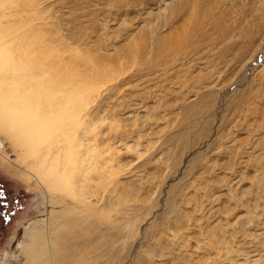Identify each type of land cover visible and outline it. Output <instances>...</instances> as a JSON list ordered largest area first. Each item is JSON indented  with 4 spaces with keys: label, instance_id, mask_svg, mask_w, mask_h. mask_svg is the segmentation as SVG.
<instances>
[{
    "label": "rangeland",
    "instance_id": "374dc122",
    "mask_svg": "<svg viewBox=\"0 0 264 264\" xmlns=\"http://www.w3.org/2000/svg\"><path fill=\"white\" fill-rule=\"evenodd\" d=\"M0 48L96 154L0 123V264H264V0H0Z\"/></svg>",
    "mask_w": 264,
    "mask_h": 264
},
{
    "label": "bare ground",
    "instance_id": "6f19581e",
    "mask_svg": "<svg viewBox=\"0 0 264 264\" xmlns=\"http://www.w3.org/2000/svg\"><path fill=\"white\" fill-rule=\"evenodd\" d=\"M2 55L3 54L0 52V56H2ZM0 68H1V66H0ZM1 69H3V68H1ZM13 70H12V72H13ZM15 72H16V70H15ZM2 81H4V80H2ZM9 85H11V84H9ZM12 86H13V84H12ZM13 89H15V88H13ZM10 90H12V89H10ZM29 91H31V90L29 89ZM0 92L2 93L3 91H0ZM10 92L8 91V93L7 92L6 93L9 94ZM1 93H0V121L1 120H4V121H1L0 123L3 122L2 125L5 124V121H6V123L8 121L7 124L11 123V127L12 128H16L17 131H19V133H21V134H19V135H22V137L20 136L21 137L20 139H23V137H24V140H26L29 143H32V141L35 142V143L36 142L38 143L39 139H41V138L44 139V138L50 137V135L53 134V133H51V130L54 131V135L51 136V138H53L55 136V134L58 133L57 137L54 140H50L49 144H50L51 147L47 146L45 148L47 154L48 155H50V154L52 155L51 156V160H50L51 164H50V166H47L46 168H44L43 171L40 173V177H41V174L43 176L42 177L43 179L41 178L42 181L45 180V182L47 183L48 187L52 188L55 185H63L64 184V181L66 179L65 166H62L61 168L58 167V165H59L58 161H59L60 157L62 158L61 154L64 151V149H66V151L63 152V153H67V154L65 156H63V158L69 160V162L72 164V168H75L77 170V172L81 171L80 173H82V171L83 172L85 171V169H83V164H84L85 161L89 160L90 156L93 155V154L91 155V153H90L93 149L91 147H89V145H88L89 142H87V140L83 139L80 133H78V132L76 133V130L71 128L72 126L69 128L70 120H74V123L76 122L79 125V127H80V122L84 124V122H85L84 119L81 118L80 116H78L76 114L77 112L74 113V114L72 113L73 115L72 116L70 115L68 117L67 123L64 120L65 117L61 119V117H63V115H61V114L59 115L58 120H55V119L51 120L50 118L46 117V115H47L45 113V110L47 108L46 106L43 107V106H41L40 104L37 103V106L35 108H33L32 103H30V101H27V99H26V102L25 103L22 102L21 104H20V102H21L20 100H19L20 102L16 100L20 104V106L17 107L16 102H15L14 99L12 100V98L10 97L9 100L10 99L11 100L9 101L8 98H4L6 93L4 94L3 97L1 96ZM18 96H20V98H21V95H18ZM12 97L14 98L13 94H12ZM22 97H24V96H22ZM29 98L30 97H28V99ZM17 99H19V98H17ZM23 99H25V98H23ZM47 101H48V99H47ZM54 103H52V104H54ZM49 113H50V111H49ZM52 113L53 112H51V114ZM66 115H67V113H66ZM54 117H55V115H54ZM4 126L7 127L6 124L3 125V127ZM84 126L86 127V125H84ZM65 131L67 133H65ZM87 131H89V130L83 129L82 133H87ZM8 132H10V131H8ZM15 133L11 132V134L16 136ZM23 133H27L30 136V139L27 138L26 136H24ZM19 135H17V136H19ZM0 140H2V139H0ZM72 141H74L76 144L72 143ZM2 142H4V141L2 140ZM76 149H80V151H81V153L78 154L79 155L78 157L75 156L77 154ZM94 150H96V149H94ZM89 153H90V155H89ZM47 154L44 156L45 159H46ZM94 155H96V154H94ZM94 155H93V157H94ZM44 158H42V163H44ZM42 165H44V164H42ZM80 165H82V167H80ZM80 173L78 172V174H80ZM37 178H39V177H37ZM67 181H68V177H67ZM53 190H55V189H53ZM27 251H29V250H27ZM27 253H30V252H27ZM32 253L33 252L31 251V254Z\"/></svg>",
    "mask_w": 264,
    "mask_h": 264
},
{
    "label": "built area",
    "instance_id": "2783aa9c",
    "mask_svg": "<svg viewBox=\"0 0 264 264\" xmlns=\"http://www.w3.org/2000/svg\"><path fill=\"white\" fill-rule=\"evenodd\" d=\"M2 147H4V142H2V140H0V150L3 149Z\"/></svg>",
    "mask_w": 264,
    "mask_h": 264
}]
</instances>
